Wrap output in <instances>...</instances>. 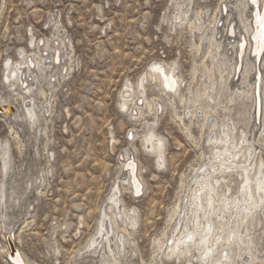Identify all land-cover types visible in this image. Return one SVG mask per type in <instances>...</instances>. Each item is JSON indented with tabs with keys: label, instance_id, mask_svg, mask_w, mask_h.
<instances>
[{
	"label": "rangeland",
	"instance_id": "rangeland-1",
	"mask_svg": "<svg viewBox=\"0 0 264 264\" xmlns=\"http://www.w3.org/2000/svg\"><path fill=\"white\" fill-rule=\"evenodd\" d=\"M220 4L221 0H194L189 17L201 15L200 23L206 26ZM174 6L173 0H0V97L12 102L20 91L17 86L9 88L5 62L18 61L22 50L31 59L37 49L29 46L30 36L42 46L46 40L65 39L67 50L61 53L70 58L64 75H53L52 82L50 77L35 82L31 99L37 120L33 125L21 110L15 121L0 119V144L9 145L10 157L7 170L0 160V264H9L3 252L7 244L2 238L4 225L17 236L14 245L29 264H187V259H166L155 252L158 241L170 243L175 224V218L169 222L172 211L187 193L201 152L208 153L204 139L199 147L194 144L201 119L191 128V139L174 117L175 113L187 115V124L184 100L190 91L200 92L209 85L201 65L204 50H194L200 34L174 24ZM204 60L210 66V59ZM154 64L172 65L183 80L179 90L169 94L174 106L168 105L156 118L147 114L133 118L130 110L121 108L123 99L129 98L125 85L132 86L130 97L136 94L137 102L139 92H145L144 98L164 101L153 82H145V91L136 89ZM192 69L196 70L194 78ZM260 71L264 72V66ZM213 79L218 81L217 72ZM216 86L214 104L220 119L225 104L233 121L239 111H245L246 117L251 113L250 101L243 110L238 101L229 105L227 92ZM40 90L44 97L38 95ZM14 105L21 108L22 104ZM204 105L201 99L193 110L200 113ZM148 128L163 139L161 168L141 146ZM130 132L133 137L128 140ZM121 155L122 160L132 156L138 167L136 175L141 177H136L143 188L138 198L130 191ZM231 178L228 183L234 191L237 177ZM116 186L120 200L115 207L109 199ZM117 210L134 213L135 227L123 216L112 218ZM103 213L113 229V256L104 243L103 248L87 250ZM258 216L255 248L261 262L254 264H264V215ZM121 235L123 243L116 241ZM191 252L189 258L195 257L188 260L200 264Z\"/></svg>",
	"mask_w": 264,
	"mask_h": 264
},
{
	"label": "bare ground",
	"instance_id": "bare-ground-1",
	"mask_svg": "<svg viewBox=\"0 0 264 264\" xmlns=\"http://www.w3.org/2000/svg\"><path fill=\"white\" fill-rule=\"evenodd\" d=\"M173 1L175 5L174 24L185 25L190 32L200 34L199 44L194 45V50L196 53L204 50L201 65L209 81V85H204L200 92L198 90L190 91L189 97L186 101L184 100L188 105L187 124L185 123L187 115L181 116L175 113L174 117L184 129L183 132L186 136L191 139H193L191 128L194 127L195 121L201 119L198 129L199 139L197 141L194 139L196 141L194 144L197 148L199 141L204 139L208 153L201 152L199 165L194 170L195 174L187 187V193L184 192L186 194L172 211L169 222L175 218V224L169 239L170 243L167 244L168 240L163 243L158 241L155 252L161 253L166 259H187L185 261L187 264H192L191 260H188L192 258H189L191 251L196 253L200 264H254L255 261H259L256 256L254 221L259 214L264 215V72L260 71L264 66V28L263 48H261L258 31L255 30L252 41L249 40V36L264 18L256 14L252 27L249 17L251 7L248 0H234L233 2L221 0L219 8L215 12L216 16H213L214 19L208 21L205 26L204 23H200L201 15L196 13L194 19L189 17L194 0ZM220 21L224 22L222 26L220 25L221 27L219 26ZM57 24L58 22L54 20V25ZM221 33L222 35L219 37ZM241 38L245 40V48L238 47ZM37 41L33 36H30L29 46L37 49V52L30 56L32 62L23 50L19 52L20 59L18 61L10 63L7 60L5 62V71H8L5 78L9 88L17 86L20 91L14 94L15 98L12 102L0 97V105L6 106V111L0 114V119L7 118L15 121L19 117V110H21L29 124L33 125L37 120L35 105L31 99L35 82L39 77H50L52 82L53 75L61 76L66 73L65 63L69 64L70 58H63L61 53L62 50H67L65 39L46 40L44 46ZM238 48L239 55L237 54ZM230 52L232 53L230 54ZM255 55H257V59H255ZM216 56H218V60ZM204 59H210V66L203 63ZM192 70L191 74L194 78L196 70ZM214 72H217L218 81L213 79ZM145 82L155 83L159 88L158 92L161 94L159 95L163 96L164 101L144 98L145 92L144 94L139 92L141 100L137 102L136 94L132 95V98L130 97V94L133 93L132 86L125 85V92L129 98L126 99L127 96L123 99L121 108L130 110L129 113L133 118L142 119L145 114L156 118L168 105L173 107L174 101H170L172 98L169 97V94L176 93L183 80L177 76L172 65L154 64L138 84L136 83L137 86L135 84L136 89L145 91ZM216 85L221 87L218 89L219 91L227 92L229 105L238 101V106L243 110L247 108V103L250 101L251 113L246 117L245 111H239L236 113V121H233L229 117L231 109L225 104L221 106V110L227 114H224L223 119H220L216 114L217 109L214 104ZM38 95L44 97L45 93L40 90ZM201 99L205 105L200 113H197V110L193 109ZM17 101L22 104L21 108L14 107V103ZM10 105H13L15 110ZM238 125L241 126L238 127ZM141 144L145 153L147 152L155 160L156 167L161 168L165 163L163 139L148 128L142 136ZM125 155L127 158L129 153ZM9 158V145L0 144V160L3 169L8 168ZM124 160L126 159L124 158ZM124 160L121 162L125 164ZM128 167L132 168V164H129ZM135 168H138L136 164ZM126 174L124 175L126 176ZM234 176L237 177L235 183L237 181L238 186L233 191L228 182L231 181L229 178ZM121 181L126 183V177H121ZM135 182L133 191L137 196L143 193V188L141 190ZM131 186L130 184V191L133 193ZM2 193L3 186L1 185L0 205ZM118 194L119 187L116 186L109 199L112 201V206L119 205ZM120 211L113 212L112 218L123 216L134 228L136 225L135 214H130V211L127 210ZM99 221L95 229L96 234L87 245V250L93 247L100 248L104 243V249H107L108 253L110 252L113 256L112 240H110L113 229L110 218L103 213ZM105 221L109 225H106ZM2 229V238L7 242L9 235L12 234L11 241L14 245L17 236L5 225ZM122 231L129 236L126 229H122ZM122 240V235L116 237L117 242L123 243ZM17 250L19 251V249ZM3 252L7 258L8 243ZM18 257L23 264H29L20 251L13 260L15 264H21ZM115 258L112 259L114 263L117 261Z\"/></svg>",
	"mask_w": 264,
	"mask_h": 264
},
{
	"label": "water",
	"instance_id": "water-1",
	"mask_svg": "<svg viewBox=\"0 0 264 264\" xmlns=\"http://www.w3.org/2000/svg\"><path fill=\"white\" fill-rule=\"evenodd\" d=\"M260 0H248V3L251 7V10H250V13H249V17L251 18V23H252V27L254 25V22H255V15L257 14L259 17H263L264 15V0L260 1ZM262 23H260L258 25V27L256 28L255 26V29L254 31H252V33L250 34L249 36V40L252 41V38L254 37L255 35V30L258 31L260 33V40H261V48H263V28H264V20L262 19L261 21ZM230 29V28H229ZM259 44V42H258ZM260 45V44H259ZM246 44H245V40L243 38L240 39L239 41V44H238V47H244L245 48ZM243 48V49H244ZM253 48V47H252ZM259 49V48H258ZM240 51H239V48H238V52L237 54L239 55ZM251 54H252V50H251ZM257 55H255V59H257L256 57ZM13 110V108H11ZM6 111V106L5 105H0V114H3L4 112ZM129 135H131V132L129 133ZM132 138V136H129ZM130 138V139H131ZM120 160H122V155L119 157ZM129 164H132V168L128 167ZM135 160L134 158L131 156L128 160H126L124 166H123V172H129V176H130V184L132 185L131 186V189L133 191V183L134 181H136L135 183L137 184V186L142 190V186L141 184L139 183V181L137 180V177H136V168H135ZM135 168V169H134ZM133 195L135 196L134 194V191H133ZM141 194L139 196H136V198L140 197ZM11 238H12V234L9 235L8 239H7V243H8V247H9V254L7 256V260L8 262H11V264H15L13 262V260L15 259V255H19V251L17 250V248L13 245L12 241H11ZM18 261L22 263V260L19 259L18 257Z\"/></svg>",
	"mask_w": 264,
	"mask_h": 264
}]
</instances>
